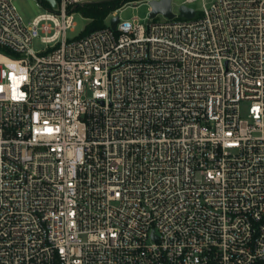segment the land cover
Returning a JSON list of instances; mask_svg holds the SVG:
<instances>
[{"label": "built area", "instance_id": "2783aa9c", "mask_svg": "<svg viewBox=\"0 0 264 264\" xmlns=\"http://www.w3.org/2000/svg\"><path fill=\"white\" fill-rule=\"evenodd\" d=\"M56 1L0 0V264L264 262V0L73 41L105 0Z\"/></svg>", "mask_w": 264, "mask_h": 264}, {"label": "rangeland", "instance_id": "374dc122", "mask_svg": "<svg viewBox=\"0 0 264 264\" xmlns=\"http://www.w3.org/2000/svg\"><path fill=\"white\" fill-rule=\"evenodd\" d=\"M142 1L146 0H137L138 4ZM186 0H172V8L175 14L180 13V7ZM13 4L15 5L18 14L22 18L23 22L28 25L34 21L39 15H42L47 12L48 6L45 1L41 0H13ZM137 3L128 2L122 5L124 8L120 13V18L122 21H134V23H139L143 25H147L150 20L151 6L149 4H139L138 6H133ZM193 8H196L198 11V16L201 15V9L203 7V0H196L194 3L190 5ZM136 18V20H135ZM166 17L163 15L157 17L155 19L158 21H165ZM75 23L76 27L74 31H68L67 39L69 41H73L82 37L86 27L90 23V20L87 19L80 11H76L75 15ZM32 48L36 53H43L46 49V45L41 42L40 37L35 39ZM248 112V105L243 104L242 107V116L245 118Z\"/></svg>", "mask_w": 264, "mask_h": 264}, {"label": "trees", "instance_id": "16d2710c", "mask_svg": "<svg viewBox=\"0 0 264 264\" xmlns=\"http://www.w3.org/2000/svg\"><path fill=\"white\" fill-rule=\"evenodd\" d=\"M134 1L137 0H105L79 6L77 11H80L87 19L90 20V23L86 27L82 37L104 28L105 21L111 13L121 8L122 5ZM256 264H264V262H258Z\"/></svg>", "mask_w": 264, "mask_h": 264}, {"label": "water", "instance_id": "95a60500", "mask_svg": "<svg viewBox=\"0 0 264 264\" xmlns=\"http://www.w3.org/2000/svg\"><path fill=\"white\" fill-rule=\"evenodd\" d=\"M51 4L53 8L57 7L56 0H45ZM101 2V1H99ZM86 4H82L84 6ZM149 5L151 6L150 17L155 18L157 15L161 14L168 19L174 18V13L172 12V0H152ZM136 7V5H133ZM180 16L185 19H193L196 16V11L193 8H188L186 6L180 7ZM119 22V17H114L111 20V27L116 30L117 24Z\"/></svg>", "mask_w": 264, "mask_h": 264}]
</instances>
